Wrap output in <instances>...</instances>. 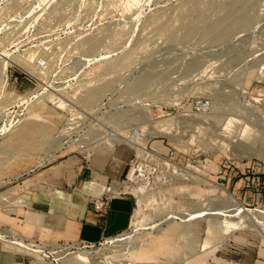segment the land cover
Returning a JSON list of instances; mask_svg holds the SVG:
<instances>
[{"label":"rangeland","instance_id":"obj_1","mask_svg":"<svg viewBox=\"0 0 264 264\" xmlns=\"http://www.w3.org/2000/svg\"><path fill=\"white\" fill-rule=\"evenodd\" d=\"M200 101L207 107L197 109ZM263 129L264 0H0V194L10 196L7 203L48 166L119 145L132 150L123 178L135 199L132 222L85 250L95 261L264 257V201L243 205L237 196L260 187L264 195L256 170L264 163ZM232 196L250 213L242 214L244 227L223 234L220 221L236 216ZM228 243L240 255L224 251ZM26 252L70 264L78 249Z\"/></svg>","mask_w":264,"mask_h":264},{"label":"crops","instance_id":"obj_2","mask_svg":"<svg viewBox=\"0 0 264 264\" xmlns=\"http://www.w3.org/2000/svg\"><path fill=\"white\" fill-rule=\"evenodd\" d=\"M131 158V148L119 145L95 152L90 159L75 156L39 170L26 179L23 189L14 192L10 204L6 201L10 196L0 194V227L20 241L35 242L42 247L83 242L97 244L121 235L132 222L133 195H110L105 212L97 211L93 201L106 198L109 186L125 187L123 178ZM237 196L243 205H250V198L264 201L262 187L254 191L241 190ZM235 248L238 250L236 245L228 243L224 251L233 252ZM238 251L240 255L241 250ZM241 262L264 264V257L243 258ZM17 263L49 264L0 239V264Z\"/></svg>","mask_w":264,"mask_h":264},{"label":"bare ground","instance_id":"obj_3","mask_svg":"<svg viewBox=\"0 0 264 264\" xmlns=\"http://www.w3.org/2000/svg\"><path fill=\"white\" fill-rule=\"evenodd\" d=\"M37 131V130H36ZM131 144V143H130ZM134 144V143H133ZM132 144V145H133ZM135 146V145H134ZM137 153L138 155L142 154L141 152L144 151V147H139L137 146ZM137 171L136 168L133 167V169H131L129 171V174H128V177H131V178H134L135 175L137 174ZM142 190L141 189H135L133 190V192L135 193H140ZM231 204V207L232 209H234V213H236L235 215L236 216H233L231 218H227V217H224L221 221H220V224L222 225V228H223V234H226V233H229L228 231H231V230H237V229H241L242 227H244V220L241 218L242 217V214L245 216H249V213H250V210L246 209L238 200L236 197L232 196V200L230 202ZM231 209V210H232ZM257 210V209H256ZM259 210V209H258ZM233 211V210H232ZM231 211V212H232ZM255 211V210H254ZM260 211V210H259ZM256 212V211H255ZM258 212V211H257ZM202 214V213H201ZM238 214V215H237ZM259 214V212L257 213ZM260 214L263 215V212L261 211ZM212 215V214H211ZM228 216V215H227ZM264 216V215H263ZM208 233H213L215 230H214V226H213V223L212 224H209V227H208ZM198 243V241L196 242ZM207 243H205L203 245V248L206 246ZM27 246V245H25ZM29 248H31L33 251H39V249L37 248H32L30 246H27ZM78 249V248H77ZM144 257H146L145 255H143ZM114 259V258H112ZM109 260V259H108ZM106 260V261H95L93 260L89 255H88V252L85 251V250H81V249H78V253L73 255V256H70L69 257V262L70 264H110L109 261ZM114 264V263H113Z\"/></svg>","mask_w":264,"mask_h":264},{"label":"built area","instance_id":"obj_4","mask_svg":"<svg viewBox=\"0 0 264 264\" xmlns=\"http://www.w3.org/2000/svg\"><path fill=\"white\" fill-rule=\"evenodd\" d=\"M196 107L197 109H204L207 107V105L205 103H203L202 101L196 103ZM263 134H264V129H263ZM256 170L258 173H261L264 175V163L258 161L257 166H256ZM106 198H99V199H95L93 201L94 207L97 211L99 212H105L106 208H107V201L109 196L111 195H123V194H131L130 191H128L127 187H122L120 189H114L112 186L107 187L106 189ZM132 195V194H131ZM0 239L4 240V241H9L11 243H13L14 245H16L17 247L23 249V250H30L31 248L28 249L27 246H30L32 248H38L41 249V245L35 242H30V241H20L16 238H14L13 236H11L10 234H8L6 232V230L4 229V227H0ZM107 241L103 240L97 244H90V243H80L77 245L78 249H84L86 250L87 248H93L96 247L98 245H101L103 242ZM27 245V246H25ZM36 252V251H35ZM17 264H24V263H17Z\"/></svg>","mask_w":264,"mask_h":264}]
</instances>
